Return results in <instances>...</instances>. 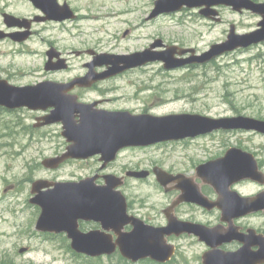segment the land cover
Masks as SVG:
<instances>
[{
    "label": "rangeland",
    "instance_id": "1",
    "mask_svg": "<svg viewBox=\"0 0 264 264\" xmlns=\"http://www.w3.org/2000/svg\"><path fill=\"white\" fill-rule=\"evenodd\" d=\"M67 1L79 19L65 26L45 28L25 47L0 43V79H9L17 85L36 81L45 71L50 42L61 51L71 53L72 69L62 73V77L74 78L84 76L87 73L84 65L92 61L91 57L76 56L75 52L132 54L162 39L165 46L178 45L203 53L212 45L226 41L232 24L238 33L246 34L257 30L262 20L249 11L237 13L220 7L222 23L203 17L199 9H184L147 21L157 0ZM253 1L264 3V0ZM0 8L21 14L31 12L17 0H0ZM102 87L114 89L107 96L114 100L108 104L109 109L146 110L154 116L242 115L264 119V43L226 54L207 65L171 72L161 63H154L145 71L126 75L121 81L102 84ZM89 94L92 98L98 96L96 92ZM37 116L27 109L11 111L0 107V264H120L117 254L109 258H85L75 253L63 238H48L36 230L41 209L30 204L32 184L40 179L69 182L100 166L97 162L67 161L56 170L46 169L42 162L62 155L67 143L59 124L34 128L38 124ZM236 145L257 151L264 159V148H260L264 147V137L246 132H217L128 153L124 162L145 164L152 158V168L159 163L165 170L195 175L198 165L224 156ZM126 193L136 206L144 205L143 200L152 195L146 205L150 207L152 203L153 220L162 219V210L172 198L163 193L153 177L152 186L135 185ZM185 211L186 216H194L203 223L216 220L194 207H186ZM170 243L178 249L168 264H203L202 255L207 247L196 238L184 237ZM22 249L28 251L20 253Z\"/></svg>",
    "mask_w": 264,
    "mask_h": 264
},
{
    "label": "water",
    "instance_id": "2",
    "mask_svg": "<svg viewBox=\"0 0 264 264\" xmlns=\"http://www.w3.org/2000/svg\"><path fill=\"white\" fill-rule=\"evenodd\" d=\"M43 10L48 20L63 22L76 18L68 4L60 5L57 0H29ZM231 8L234 12H252L262 20L258 29L240 34L236 25L230 27L227 40L214 44L209 50L198 54L194 48H182L177 45L165 46L161 39L156 40L147 49L125 55L98 54L87 65L89 72L71 83L44 82L38 85L15 86L6 80L0 81V107L7 110L26 108L31 111H46L49 115L39 118L43 122L36 127L62 124V136L69 146L60 156L45 159L42 165L48 170H56L68 160H87L100 156V161L107 163L116 159L120 150L126 147H146L159 143L194 139L219 131H254L264 135V120L233 116L212 118L200 114H172L154 116L150 114H132L129 111L93 110V106L79 102L76 95L69 94L76 87L89 88L93 84L119 76L126 71L145 67L160 62L167 71H174L189 66L211 63L226 54L240 49L264 43V3L253 0H157L148 20H154L166 14L187 9H200V14L214 22L221 23L218 8ZM46 19V20H47ZM9 27H28L25 20L6 15ZM127 34V33H126ZM30 32L5 34L0 32V39L9 37L16 42L29 38ZM59 53L55 48L48 51L46 70H63L68 67L66 60L52 61ZM106 66L107 70L98 73L97 67ZM159 183L167 189L171 183H178L183 193L174 203H193L207 210L219 209L222 223L217 227L179 221L165 212L169 219L166 227L146 228L138 220L127 217L126 198L117 190L121 183L112 176H106V186H95V179L75 182H51L37 180L32 184L30 204L38 206L41 214L36 223V230L55 234L65 233L71 241V249L80 255L97 258L111 256L118 250L134 262L152 258L159 263H168L176 254V247L168 242L172 235H193L206 244L209 251L202 256L203 264H264V240L250 243L249 240L234 235L232 220L251 212L264 210V194L247 199L231 191L233 184L243 180L263 182L258 172L255 158L242 149L231 148L218 159L200 165L196 177L214 188L218 200L210 201L202 194L193 179L183 175L173 176L156 169ZM139 178L146 172L136 174ZM236 207V213L232 210ZM169 210V211H171ZM79 220L94 221L102 230L83 233L79 230ZM132 223L131 234L122 235V226ZM114 233L118 239L114 240ZM234 239L243 243L237 252H224L219 248ZM257 244L258 252L251 247ZM22 249L20 253H25Z\"/></svg>",
    "mask_w": 264,
    "mask_h": 264
},
{
    "label": "flooded vegetation",
    "instance_id": "3",
    "mask_svg": "<svg viewBox=\"0 0 264 264\" xmlns=\"http://www.w3.org/2000/svg\"><path fill=\"white\" fill-rule=\"evenodd\" d=\"M17 1L19 3H22L26 6H28V8L31 9V12L29 14H21V13H14V12L8 11L7 8H0V18H2V20H3V26L0 27V32H3L5 34H16V33L30 32L31 35L29 36V38L27 40H25L23 42H16L11 38L6 37L4 39H0V43H12L13 45L25 47L35 37L40 35L42 33V31L45 30V28L65 26L68 23H72L73 21L79 19V15H77V12L72 7L71 3L68 2L67 0H57V1H58V4H60L62 6L65 4H68L70 6V8L72 9V11L74 12L76 18L73 20H66L63 22L48 20L47 15L43 12V10L36 7L29 0H17ZM6 15L13 16V17L19 18L21 20H25L27 22L28 27H23V28L9 27L6 23ZM147 21H152V20L147 19ZM52 48H55L56 52L59 53V56L55 57L53 59L52 66H57V62L59 60L64 59V60H66V64L68 65V67L66 69H63V70H46V64L48 63V51ZM70 54H71L70 52L65 53L64 51H61L59 48H57L55 46V44L53 42H50L49 43V49L46 52L47 61L45 62V67H44L45 71L40 77H38L36 79V81H34L30 84H26V85H17L9 79H0V81L6 80L10 84L18 86V87L29 86V85H38V84L44 83V82H57V83H62V84L71 83L73 80H75L76 78H78L80 76L74 77V78L62 77L63 76L62 73H67L72 69V66L70 63V60H71ZM75 54H76V56L87 55V56L92 58L91 62L84 65V68L87 69V73H88L89 68L87 67V65L94 61V58H95V56L98 55V53L93 51V50H90V51L75 52ZM151 65L152 64H149L143 68L129 70V71L121 74L120 76L99 81V82L93 84L92 87H89V88L76 87L72 91H70L69 94L76 95L78 97L79 102L93 106V108H92L93 110L129 111L132 114H136V115H140V114L152 115L151 113L147 112L146 110H143V112L142 111L140 112V111H132V110L109 109L108 104L112 103L114 100L107 98V96L109 95V93H113L114 89L112 87H107V88L102 87V84H107V83L117 82V81L119 82L122 79H124V77L126 75L135 74V73L145 71ZM106 70H107L106 66L96 68V71L98 73H102ZM87 73L85 75H87ZM81 77H83V76H81ZM91 92H96L98 94V96L95 98H92L89 94ZM31 112L38 115L37 117H35V119L37 121L39 118H43V117H46L47 115H49L51 112V109L46 110V111H31ZM261 120H264V119H261ZM37 122L39 124V123L43 122V120L37 121ZM53 125H58V124H53ZM53 125L43 126V127H36L34 125V128L45 129V128H51ZM59 125L62 126V124H59ZM236 132H243V133L246 132V133H250V134H253L256 136L264 137L263 134H260L258 132H254V131H231L229 133L233 134ZM201 137H204V136H201ZM201 137H198V138H201ZM66 143H67V141H66ZM168 143L169 142L160 143V144H157L154 146L168 144ZM68 146H69V144L67 143L66 144V150H67ZM154 146L151 145V146H146V147H126V148H123L122 150H120L118 152L116 159L112 162L107 163V165L105 167H104V162L100 161V156H95V157H92V158L87 159V160H69V161H73L74 163H81V164H90L91 162H97L100 165L98 167V169L96 168V170H94V171L92 170L91 172L87 173L85 176L75 177V178H73V180H71L69 182L78 183V182H81L84 180L95 179V186L103 187V186L107 185L106 179H105L106 176H112L115 180H117L121 183V185L117 188V190L120 191L123 194V196L126 198L128 219L129 220H138V222L140 224H142L143 226H145L146 228H148V227L152 228V226L157 227V228L168 226L169 219H168L167 215L165 214L166 211H168L171 216H173L174 218H176L179 221L192 222L195 224H202V225H206L207 227H211V228L223 225V226H225V227H223V229L226 228L228 226V224L222 223V221H221L222 212L217 208H214L213 210H207L201 206H198L197 204L185 202V203H181V204L175 206V208L173 210H171L172 207H174V203L180 198V196L182 195L183 192L181 190H179V188H178L179 184L178 183L169 184L167 187V189L169 191H167L166 188L163 187L159 183V181L157 179V175L155 174V170L156 169H162L163 171H165V172H167L173 176L183 175L185 178L193 179L195 185L198 186V188L200 189V191L202 192V194L204 196H206L212 202L217 201L218 195H217L216 191L214 190V188L208 184H205L201 179L196 177V173H195V175H191V174L189 175V174H185V173H178V172H175L172 170H165L163 167L160 166L159 163L153 164V168H152V158H151V160H148V163H145V164L140 163L138 161L133 162L130 160H128L129 161L128 163L124 162V160H127L126 155L128 153H136L137 151L152 150V147H154ZM231 148L242 149L247 154L252 155L255 158L256 164L258 166V172H260L263 176L262 177L263 178L262 183L252 181L249 179L243 180V181H240L238 183L233 184V186L231 187V191L234 193H237V194H239V196H241L243 198H247V199H253V198L258 197L261 194H264V159L261 158L260 153L257 151L251 152L247 148L244 149V148L240 147L239 145L238 146L237 145L231 146L229 149H231ZM260 148H264V147L262 146ZM122 156H123V162L124 163L120 162ZM216 159H218V158H216ZM212 160H215V159H212ZM209 161H211V160H209ZM207 162H205V163H207ZM205 163H202V164H205ZM202 164H200V165H202ZM200 165H198L195 168V172H196V169ZM109 171H112V172H109ZM142 172H146L147 176L144 178L137 177L136 174L142 173ZM152 177L156 180V182L158 183V185L162 189L163 193L166 194L167 196L172 197L171 200L168 201V204L166 205V207L162 210V217H161L162 219L155 218V220H153L152 219V203H151L150 207H148L146 205V202L148 199L152 200V195L149 198L147 197L143 200V203H145L144 205L142 204L141 206H136L135 202L131 201L129 195L126 193L129 190H131L135 185H137V186H139V185H151L152 186ZM51 182H56V181H51ZM246 187H248V191L246 190ZM208 188H209V190H208ZM253 188L254 189L256 188V190H257V188H259L260 190L253 192V190H252ZM245 192H247V193H245ZM186 207H194L196 209H200L205 214L212 215V217H215L216 220L215 221L210 220L206 223H203V222H200L199 220H197L194 216L188 217V216H186V211H185ZM169 210H171V211H169ZM232 210H234L235 211L234 213H236V207L235 206L232 208ZM232 228H233L234 235L245 238L246 240H249L250 243H256L259 240H264V210L251 212V213H249L245 216L239 217V218L235 217L232 220ZM79 230L83 233H88L90 231L102 230V226L99 223H96L94 221L88 222V221L79 220ZM133 230H134V225L132 223H128V224L122 226L121 234L122 235L131 234ZM38 233H41L42 235H44L48 238H59V237H61L64 239V241H68L71 245V241L69 240L67 234H65V233H61V234L48 233V232H38ZM111 235H113L114 240L118 239L117 235H115L114 233H111ZM184 237H194L199 241V239L193 235L182 234L179 237L176 235H172L171 237L168 238V242L170 243L171 241H175V240H178V239L184 238ZM170 244H172V243H170ZM242 247H243V243L237 239H234L231 243H226V244L222 245L219 249L224 251V252H237ZM177 249H178V247L176 246V253H177ZM259 250H260V247L257 244H254L251 247L252 252H258ZM27 251H28V249H27ZM207 251H209V248H207ZM207 251H205V252H207ZM116 254L120 259V264H160V263L153 261L152 258L141 259L137 262H134L132 260L125 258L122 255V253L119 252V250L114 255H116ZM114 255L103 256L102 258H109V257H112Z\"/></svg>",
    "mask_w": 264,
    "mask_h": 264
}]
</instances>
